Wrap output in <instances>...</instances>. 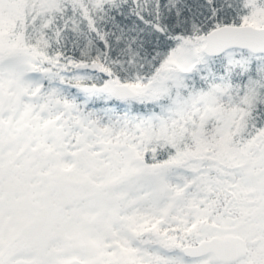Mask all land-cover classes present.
<instances>
[{
  "label": "snow or ice",
  "instance_id": "6c2138e0",
  "mask_svg": "<svg viewBox=\"0 0 264 264\" xmlns=\"http://www.w3.org/2000/svg\"><path fill=\"white\" fill-rule=\"evenodd\" d=\"M0 264H264V0H0Z\"/></svg>",
  "mask_w": 264,
  "mask_h": 264
}]
</instances>
